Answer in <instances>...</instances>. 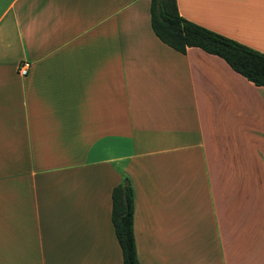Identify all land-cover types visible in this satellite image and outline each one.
Returning <instances> with one entry per match:
<instances>
[{
  "label": "crops",
  "instance_id": "obj_1",
  "mask_svg": "<svg viewBox=\"0 0 264 264\" xmlns=\"http://www.w3.org/2000/svg\"><path fill=\"white\" fill-rule=\"evenodd\" d=\"M149 4L0 0V264H123L126 176L139 264H264V87L162 43ZM176 4L264 53V0Z\"/></svg>",
  "mask_w": 264,
  "mask_h": 264
},
{
  "label": "trees",
  "instance_id": "obj_2",
  "mask_svg": "<svg viewBox=\"0 0 264 264\" xmlns=\"http://www.w3.org/2000/svg\"><path fill=\"white\" fill-rule=\"evenodd\" d=\"M149 22L154 35L180 54L189 48L223 59L251 82L264 87V53L249 48L183 18L176 0H150ZM133 189L127 177L111 191L110 219L123 264H139L133 235Z\"/></svg>",
  "mask_w": 264,
  "mask_h": 264
},
{
  "label": "built area",
  "instance_id": "obj_3",
  "mask_svg": "<svg viewBox=\"0 0 264 264\" xmlns=\"http://www.w3.org/2000/svg\"><path fill=\"white\" fill-rule=\"evenodd\" d=\"M30 64L26 61L19 63L17 66V75L24 77L27 75L29 70Z\"/></svg>",
  "mask_w": 264,
  "mask_h": 264
},
{
  "label": "rangeland",
  "instance_id": "obj_4",
  "mask_svg": "<svg viewBox=\"0 0 264 264\" xmlns=\"http://www.w3.org/2000/svg\"><path fill=\"white\" fill-rule=\"evenodd\" d=\"M17 71V70H16ZM128 178V176H126ZM129 179V178H128Z\"/></svg>",
  "mask_w": 264,
  "mask_h": 264
}]
</instances>
